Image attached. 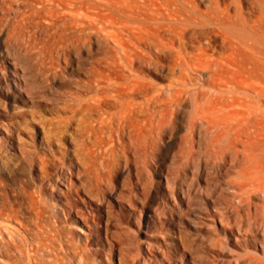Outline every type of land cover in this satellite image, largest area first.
Masks as SVG:
<instances>
[{"label":"rangeland","instance_id":"1","mask_svg":"<svg viewBox=\"0 0 264 264\" xmlns=\"http://www.w3.org/2000/svg\"><path fill=\"white\" fill-rule=\"evenodd\" d=\"M75 4L0 0V264H264V0Z\"/></svg>","mask_w":264,"mask_h":264},{"label":"bare ground","instance_id":"2","mask_svg":"<svg viewBox=\"0 0 264 264\" xmlns=\"http://www.w3.org/2000/svg\"><path fill=\"white\" fill-rule=\"evenodd\" d=\"M73 2H76L75 7L77 9L82 8V5L84 2L87 3V0H73ZM85 16H87V12L85 11ZM79 21H81L80 19H77ZM113 89H111L110 92L113 93L114 98L118 99L119 102H123L122 108L118 110V112H122V116H117V121H118V127L120 128V122L121 119H124V121L127 124V127L129 128V132H128V137L132 139V137H134L135 135H137L136 133L140 130L139 128L141 127V123H137L139 122L136 121V124L134 123V119H135V106H133L135 103H129L127 101L126 98H124L125 96L133 93L135 90L140 91V86L138 85H124V86H112ZM100 93H104L106 91V88H99L97 90V92ZM243 91V90H242ZM173 92H178V90H173ZM234 93V92H233ZM207 93H204V95L206 97H204V99L202 100L201 103H198V100H196L195 97L192 98V102H191V112L188 118V130H191V127L194 125V120H196L197 118L201 117L204 118L206 121L205 123L207 125H209L210 127H215V128H221L222 131L226 132L225 134H227L229 137V140L227 143L229 146L231 145V142L233 140V136H235L234 132V122L236 120V116L238 115L236 107H235V95L234 94H225V96H223V94H214L212 96L210 95H206ZM203 98V97H202ZM104 99L103 95H98L95 98L91 99V103L94 104V106H99V103L101 100ZM170 101H175L174 98L170 97L169 98ZM102 102V101H101ZM159 123L155 124V128L158 129L159 125H161V123L163 122L162 119H158L157 120ZM148 123H152V120L149 116H147L144 119V126ZM136 130L137 132H135V134H131V131ZM221 132V131H220ZM196 133V132H195ZM217 133L216 131L214 132V135L216 136ZM139 137V136H137ZM162 150V148H161ZM263 212V216L260 217V221L261 218H264V211ZM261 236V234H260ZM102 251V250H101ZM29 264V263H28Z\"/></svg>","mask_w":264,"mask_h":264}]
</instances>
